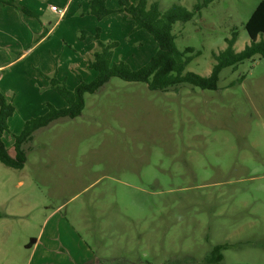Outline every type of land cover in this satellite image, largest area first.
Listing matches in <instances>:
<instances>
[{
    "label": "rangeland",
    "instance_id": "rangeland-1",
    "mask_svg": "<svg viewBox=\"0 0 264 264\" xmlns=\"http://www.w3.org/2000/svg\"><path fill=\"white\" fill-rule=\"evenodd\" d=\"M155 1L161 11L173 4L192 11L196 3L148 0V5ZM258 2L209 0L192 19L176 22L178 49L199 51L186 70L208 75L212 52L226 46L234 29V48L241 50L250 41L244 23ZM19 3L55 22L58 14L49 7H61L62 0ZM2 8L6 29L0 59L6 65L48 26L35 35L37 20ZM78 14H68L52 34L47 59L57 54L61 64L76 62L87 80L90 73L79 62L96 44L88 53L89 44L80 42L78 31L90 33L99 23L80 21ZM126 22L118 23V32L112 19L98 26L103 40L119 42L115 58L135 68L147 61L156 43L144 31H121ZM40 47L18 65L0 70V95L15 105L10 132L2 135L7 147L27 119L43 113L45 102L56 106L55 98L62 99L48 85L47 90L40 87L35 77L34 68L45 77L49 61L38 56L36 65L29 64ZM65 81L73 87L74 79ZM29 105V112L21 110ZM24 147L23 168L0 162V264H22L26 244L43 223V248L53 251L52 257L68 255L60 250L62 244L72 251L68 260L84 264H264L262 57L223 68L216 90L182 84L151 91L143 82L112 77L84 95L78 117L35 130Z\"/></svg>",
    "mask_w": 264,
    "mask_h": 264
},
{
    "label": "trees",
    "instance_id": "trees-1",
    "mask_svg": "<svg viewBox=\"0 0 264 264\" xmlns=\"http://www.w3.org/2000/svg\"><path fill=\"white\" fill-rule=\"evenodd\" d=\"M208 2L209 0H196L192 11L179 4H173L167 10L161 11L156 1L148 5V0H138L136 3L130 0H117L118 7L110 8L107 6V0H88V8L80 12L82 15H92L101 21L110 14L124 13L132 21L130 33L136 31L147 33L156 43L155 51L145 63L134 68L128 61L114 57V51L119 42L103 40L100 26L97 25L93 33L85 30L78 31L79 40L91 37L96 44V49L87 58L88 68L96 72L95 77L85 81L81 74L76 73L78 83L70 89L65 80H59L55 74L45 75L48 87L62 97L65 105L56 107L52 103L45 102L44 113L27 119L21 132L13 135L15 151L13 157L8 154L2 135L10 132L7 120L13 114L14 107L0 95V162L10 168H23L26 161L24 145L32 139L34 131L61 118L78 117L84 108V95L97 92L112 77L129 82H143L151 91L164 92L182 84L204 90H216L219 74L223 68L235 66L255 56L264 58V0H259L244 23L250 41L241 50L236 51L234 48L237 40V32L234 29L231 37L226 38V46L218 52H212L214 64L208 75L186 70L192 58L199 55V51H195L190 46L183 50L178 49L173 26L176 22L192 19L195 13H198ZM0 3L16 8L23 15L39 19L37 13L20 4L18 0H0ZM46 33L47 28H44L42 36Z\"/></svg>",
    "mask_w": 264,
    "mask_h": 264
},
{
    "label": "crops",
    "instance_id": "crops-1",
    "mask_svg": "<svg viewBox=\"0 0 264 264\" xmlns=\"http://www.w3.org/2000/svg\"><path fill=\"white\" fill-rule=\"evenodd\" d=\"M18 1L20 2V0H18ZM130 1L132 2V0H130ZM111 2H112V4H111ZM133 3H135V2H133ZM2 6H7V5H3L2 3H0V11L2 13H4V11H3L4 8H2ZM52 6H56V5L51 3L50 7H49L50 11H52L53 13H57L58 14V17L55 20V22L44 21V20L40 19V17H41L40 16V11L31 9L35 13H37L38 16H39V19L31 17V18L37 20L38 21L37 23L39 25V27L34 28L35 29V31H34L35 35L38 34L37 32L41 28V26L46 27L45 25L48 26L47 27V33L44 36H42V34L41 35L39 34L40 36L38 35L39 37H38V39H37V41L35 43H33V44L30 43V44L25 45L24 46L25 47L24 50L18 53V56L16 57V59L6 63V65H4V58H1L0 59V70L4 66H7V65H11L12 67H14L15 65H18L23 60H25V58L28 57L30 53L36 52L38 47H40V45H41L40 51L37 53V56L33 55V58L31 60H29V62H30L29 64L31 66L32 65H36L37 61L39 60V57H41L42 60H46V62H47V60H48L47 59V55H48L49 52H51L50 51L51 49L48 48V43H50L49 40L51 39L52 34L58 29V27L61 24H63V22H64V20H65V18H66V16L68 14L79 13L78 14V18H79L80 21H84L86 19H90V21L94 22L92 20V18H93V19L96 20L97 24L98 23L100 24L102 22L108 21L109 19L110 20L112 19L113 20V24H117L116 25L117 28H115V27L113 28L114 32H118L119 29H120L121 25H118V23H120L121 21H123V22L125 21L126 22V21L129 20L127 18L126 14H124V13H113V14H110V15L106 16L104 19H102L101 21H98L92 15H88V14L82 15L80 12H84L88 8V0H84L83 3H81V0H62L61 7L56 6L57 11H53L51 9ZM107 6L110 7V8H117L118 7L117 0H107ZM9 7H12V6H9ZM12 8H14V7H12ZM10 13L13 14L15 17H18L17 14H15V12H9V14ZM24 16H26V15H24ZM27 17H29V16H27ZM129 21H130V23L126 22L127 23L126 28H124V29L121 28V31L130 32V30L132 28V21L131 20H129ZM124 24H122V25H124ZM91 28H93V27H91ZM5 29L6 28H5V23H4V20H3V15H0V37H1L2 34L5 33ZM101 29H102L101 38H103V32H104L103 31V27H101ZM94 30H95V28H94ZM94 30L90 31V33H93ZM136 32H138V31H136ZM76 33H77V30H76ZM80 42H87L89 44L88 47H87L88 53H90L92 51V49H93L92 47H94V45H92V42L94 43L93 38L88 37L86 40H80ZM46 52H47V54H46ZM0 55H3V51H0ZM54 58H56V59H54L55 61L53 60L52 57L48 60L49 61V65L48 66L49 67L44 72L42 71V73L44 75H48V76H52L53 74H55L56 77L59 80H64V79L68 80V78H70L71 80L74 79L73 87H72V88H74L77 85V83H78V79H77L76 75H74V73H72V72H74L75 70H78L79 74L82 75V73L80 71H82V72H84V71L79 69V67H78L76 62L71 61L72 63H70V62L67 61L65 64H61L59 55L57 56V54H56V57H54ZM79 66H81L86 71H89V73H90L89 74L90 75V77H89L90 79H87V80L84 79L85 81H90L92 78L95 77L96 72L94 70L88 68L87 60H83V61L80 60ZM60 67L64 70L63 74L59 71ZM62 69H61V71H62ZM33 71H34V74L36 75L35 76L36 79L40 83V87H43V88H45L47 90L48 82H47L46 78L41 74V70H37L36 68H34ZM82 77H83V75H82ZM72 88H70V89H72ZM31 95H33V94L31 93ZM59 97H61V96L59 95ZM5 99L6 100L9 99V97H5ZM55 99L58 102V103L56 102V107H63L65 105V101L63 99H60V98L59 99L55 98ZM13 107L15 108V105H13ZM30 107H31V105L22 106L21 110H24V111L27 110L28 111V110H30ZM45 111H46V106H45V109H43L42 112L44 113ZM14 113H15V111L13 112V114ZM8 120H9V118H8ZM8 120H7V124L9 125V128H10V122H8ZM2 140H3V136H2ZM9 144L10 145L8 147L6 146L7 150H8V154L13 157L14 154H15V151H14V148H13V142H10ZM11 151H12V153H11ZM62 207H63V204L55 206L53 208L52 212H51V215L54 216L56 213L60 212ZM42 225L44 226V223ZM43 226L40 229V231L38 232V234L36 235V237L34 238V242L26 244L25 247L27 249H26V252H24V259H23L22 264H33V263H35V264H54L53 258L59 259V260H61V262L64 261V262H62V264H84L83 261H79L78 262L79 259L68 260L69 257L72 256L71 255L72 251L69 252L70 250L68 248H66V246H64L62 244L60 245V250L62 252L66 251L68 253V255H60L61 259H60L59 256L58 257H52L50 254H52L53 251H49L47 247L43 248L44 247V242L41 243L42 236H43V232H42ZM79 244H80V242H79ZM79 244H78V247H79ZM37 253H38V257H37Z\"/></svg>",
    "mask_w": 264,
    "mask_h": 264
},
{
    "label": "built area",
    "instance_id": "built-area-1",
    "mask_svg": "<svg viewBox=\"0 0 264 264\" xmlns=\"http://www.w3.org/2000/svg\"><path fill=\"white\" fill-rule=\"evenodd\" d=\"M51 9H52L53 11H57L56 6H52Z\"/></svg>",
    "mask_w": 264,
    "mask_h": 264
},
{
    "label": "water",
    "instance_id": "water-1",
    "mask_svg": "<svg viewBox=\"0 0 264 264\" xmlns=\"http://www.w3.org/2000/svg\"><path fill=\"white\" fill-rule=\"evenodd\" d=\"M32 242H34V239L33 240H31Z\"/></svg>",
    "mask_w": 264,
    "mask_h": 264
}]
</instances>
